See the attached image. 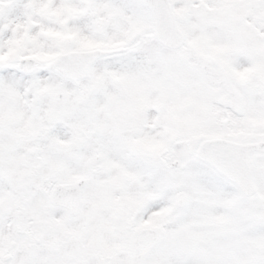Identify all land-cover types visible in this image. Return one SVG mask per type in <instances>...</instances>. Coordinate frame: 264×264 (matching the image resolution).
Returning <instances> with one entry per match:
<instances>
[{"label":"snow or ice","instance_id":"6c2138e0","mask_svg":"<svg viewBox=\"0 0 264 264\" xmlns=\"http://www.w3.org/2000/svg\"><path fill=\"white\" fill-rule=\"evenodd\" d=\"M0 264H264V0H0Z\"/></svg>","mask_w":264,"mask_h":264}]
</instances>
